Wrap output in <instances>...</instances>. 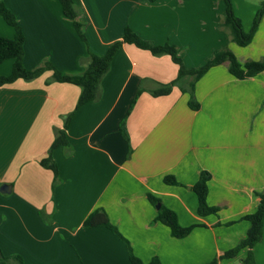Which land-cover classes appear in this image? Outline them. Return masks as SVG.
<instances>
[{
    "label": "crops",
    "instance_id": "crops-1",
    "mask_svg": "<svg viewBox=\"0 0 264 264\" xmlns=\"http://www.w3.org/2000/svg\"><path fill=\"white\" fill-rule=\"evenodd\" d=\"M0 4L23 32L27 69L50 63L61 73H79L87 49L104 54L125 26L155 44L176 45L186 67L202 63L200 50L212 33L210 42L229 48L241 63L264 56V14L251 42L239 46L228 29L220 31L222 0H74L87 45L59 0ZM234 13L242 21L237 8ZM253 17L247 26L241 22L245 31ZM0 36H14L1 15ZM12 64L13 59L2 61L0 76L8 75ZM177 70L169 55L122 43L100 80L99 98L78 107L80 88L46 82L51 70L0 85V249L5 255L21 256L22 264H131L126 243L109 228L82 226L102 208L143 262L153 257L162 264L241 262L247 248L234 257L220 256L245 237L249 222L241 217L255 211L257 192H264V126L257 122V110H264V71L238 79L226 62L209 68L195 83L199 108L194 110L177 85L167 94L151 93L170 83ZM68 114L67 144L51 151L54 179L40 160ZM201 171L210 174L206 202L218 207L217 213L197 212L190 186ZM167 175L178 184L165 183ZM148 194L172 209L182 226H196L184 237L172 236L154 221L158 208ZM252 251L255 264H264V222Z\"/></svg>",
    "mask_w": 264,
    "mask_h": 264
},
{
    "label": "trees",
    "instance_id": "trees-1",
    "mask_svg": "<svg viewBox=\"0 0 264 264\" xmlns=\"http://www.w3.org/2000/svg\"><path fill=\"white\" fill-rule=\"evenodd\" d=\"M154 2L156 0H148ZM224 2L225 12L221 25L228 29L231 40L239 46H245L249 44L253 38V35L258 27L262 15L264 14V0H262L258 6V9L253 17L251 27L248 31H245L242 27V23L234 13L232 0H222ZM63 15L71 20L74 29L82 41L87 45L85 35L82 31V23L79 21L80 11L74 4V0H59ZM0 15L3 20L14 29V36L7 38L0 36V63L6 59H13L11 72L8 75L0 76V85L8 82H12L18 78L25 80L32 79L38 76L45 69L51 70L52 75L46 79V82L59 81L69 82L77 85L80 88L79 96L77 98L76 107L89 101H95L99 98L100 80L102 76L109 69L111 60L122 43L134 44L136 47L145 49L151 52L155 56L169 55L171 60L178 66L177 74L175 78L168 84H162L158 89L153 90L151 93L154 96L167 94L172 85H177L182 92L188 93V105L192 109H198L199 103L195 97V83L202 77L206 71L216 65L227 63L228 72L238 79H245L264 71V56L258 60H246L241 63L235 54L227 47L216 50L213 54L198 67H186L181 56L179 55L178 48L174 44L163 43L155 44L150 40H146L138 35L129 26H125L120 40L111 42L105 53L102 55L92 53L87 49V55L85 57L84 69L79 73L64 74L58 71L50 63H45L43 66H38L33 69H27L22 64L23 56V40L24 35L16 21L15 16L3 5L0 4ZM140 91V90H139ZM70 115L66 117L64 122V128H54V139L49 148L48 156L40 160L42 166L48 167L53 171L54 179L57 178V167L51 159V151L55 147L65 146L67 139L65 136V128ZM121 130L125 133L124 123L121 124ZM210 178V174L207 171H201L197 181L190 186L191 190L196 194L198 199L197 212L200 215H207L210 213H217L219 210L216 206H209L206 202L207 195V181ZM167 184H178L174 176L167 175L163 178ZM259 197L258 205L255 211L245 214L241 219H245L249 222V227L246 230V235L241 239L234 247L225 251L222 257H234L238 251L243 248H247L246 255L241 259V264H255L253 257V247L260 240L262 235V226L264 222V192H257ZM148 200L152 205L160 204V200L151 194L147 195ZM154 221H160L170 229L172 236L181 238L186 236L189 231L196 226L195 224L182 226L178 222L176 213L160 204L157 209V215ZM105 226L109 228L115 235L126 243L129 253V260L131 264H162L157 257H153L148 262L141 261L136 257L130 247L129 242L120 234L117 228L111 224L106 213L102 208H97L91 212L83 221L82 226ZM217 259L206 264H215ZM0 262L4 264H22V258L19 255H5L0 249Z\"/></svg>",
    "mask_w": 264,
    "mask_h": 264
},
{
    "label": "rangeland",
    "instance_id": "rangeland-1",
    "mask_svg": "<svg viewBox=\"0 0 264 264\" xmlns=\"http://www.w3.org/2000/svg\"><path fill=\"white\" fill-rule=\"evenodd\" d=\"M259 1L261 2L262 0H232L234 10H235V8L238 9L239 14L242 15V18H241L242 21L241 22H243L245 25H246V21H248L251 14L253 13V15H255L254 14V13H256L255 11H257V8L252 9V6H250V5L256 4L258 6V4H260ZM238 6H239V8H238ZM244 24H243V26H244ZM221 28H223L220 30L221 32H224V33L227 32L226 31L227 28H225L224 26H222ZM82 31H83V33H85L83 24H82ZM207 34H209V33L206 32L205 35H207ZM214 35H216V34L212 33V34H209L207 36V40H206L207 48L205 50H200L201 56L199 59L201 61L203 60L202 63H204L213 54L214 51L222 49L224 47V46H220L221 44L218 45V43H216L214 40L212 42H210ZM203 45H204V43H203ZM193 61H195V60H193ZM196 67H198V66H196ZM257 122L259 125L264 126V110H260V109L257 110ZM234 264H241V262L239 260H236V262H234Z\"/></svg>",
    "mask_w": 264,
    "mask_h": 264
},
{
    "label": "water",
    "instance_id": "water-1",
    "mask_svg": "<svg viewBox=\"0 0 264 264\" xmlns=\"http://www.w3.org/2000/svg\"><path fill=\"white\" fill-rule=\"evenodd\" d=\"M155 206H156V208H159L160 204H159V203H157Z\"/></svg>",
    "mask_w": 264,
    "mask_h": 264
}]
</instances>
